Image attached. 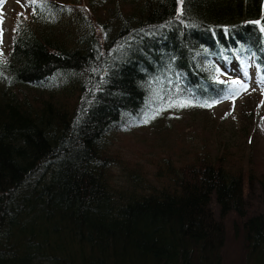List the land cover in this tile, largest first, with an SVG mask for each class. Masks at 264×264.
I'll list each match as a JSON object with an SVG mask.
<instances>
[{"label": "trees", "instance_id": "trees-1", "mask_svg": "<svg viewBox=\"0 0 264 264\" xmlns=\"http://www.w3.org/2000/svg\"><path fill=\"white\" fill-rule=\"evenodd\" d=\"M40 3L0 59V264H224L228 236L237 264H264L251 166L166 156L156 185L121 201L104 147L151 97L221 100L218 74L244 66L264 81V0Z\"/></svg>", "mask_w": 264, "mask_h": 264}, {"label": "rangeland", "instance_id": "rangeland-1", "mask_svg": "<svg viewBox=\"0 0 264 264\" xmlns=\"http://www.w3.org/2000/svg\"><path fill=\"white\" fill-rule=\"evenodd\" d=\"M84 1L97 13H103L110 2ZM31 6L28 0H0V59H5L11 48L15 20L21 13L29 15ZM80 11L87 13L84 8ZM242 68L224 70L217 76L222 81L240 79L247 83V91L235 99L215 100L219 102L212 107H202L199 105L212 101L176 99L171 94L151 97L136 117H127L111 129L104 147L115 160L109 171L116 200L134 198L155 186L154 164H164L166 156L175 163L191 152L205 150L213 156L227 153L234 163L251 166L255 177L247 190L245 207L249 215L264 210V81L256 77L253 68ZM180 101L190 105L180 107ZM225 250L224 264H237L239 250L230 236Z\"/></svg>", "mask_w": 264, "mask_h": 264}, {"label": "snow or ice", "instance_id": "snow-or-ice-1", "mask_svg": "<svg viewBox=\"0 0 264 264\" xmlns=\"http://www.w3.org/2000/svg\"><path fill=\"white\" fill-rule=\"evenodd\" d=\"M28 2L30 4H37V0H28ZM46 2V0H45ZM181 3H183V0H181ZM19 15H23L22 13L19 14ZM254 23H260L259 21H256ZM261 30L264 31V25L261 26ZM0 34H2V30H0ZM5 61H2L0 60V63H4ZM217 71H219V69H217ZM247 73L245 72V75ZM219 83H222V84H227V89L225 91V95L222 99H235V97L239 96L241 94V92H244V91H247L248 89V85L247 83L243 82L242 80L240 79H229V80H226V81H218ZM262 92H264V87H262ZM219 101H212L211 103H208V102H204L203 104L199 105V106H202V107H212L215 103H218ZM264 103V102H262ZM190 105V102H187V101H180L178 102V106L180 107H186V106H189ZM170 107L173 106V105H169ZM144 123H147L148 120H144L143 121Z\"/></svg>", "mask_w": 264, "mask_h": 264}]
</instances>
